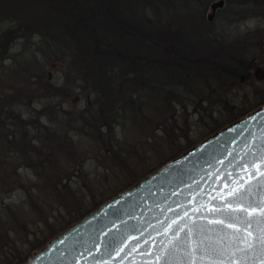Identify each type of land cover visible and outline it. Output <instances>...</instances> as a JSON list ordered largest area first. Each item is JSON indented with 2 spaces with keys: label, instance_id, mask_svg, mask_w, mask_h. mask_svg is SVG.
<instances>
[{
  "label": "rangeland",
  "instance_id": "rangeland-1",
  "mask_svg": "<svg viewBox=\"0 0 264 264\" xmlns=\"http://www.w3.org/2000/svg\"><path fill=\"white\" fill-rule=\"evenodd\" d=\"M60 1L0 0V36L9 28L15 29L14 40L8 44L10 59L0 61V91L3 90L7 96L4 98L0 95V100L6 99L9 102L8 98H13L18 90L24 93L23 98L28 105H51V114L49 117H42L40 123L49 124V129L56 130L60 135L73 134V138L86 140L87 149L83 147V152L78 153L89 160L86 162L85 171L78 172L75 176L76 182L68 187L67 191L63 189L59 197L52 195L51 190L40 193V188L33 186L42 180L35 174L39 170L34 173L24 167L16 168L15 175L17 171L21 173V177L17 178L19 184L11 185L9 188L12 189L0 196V264H13L16 259L28 254V250L33 246L48 241L51 237L47 240L45 238L49 233H54V236L118 191L127 188L206 136L264 103V5H260L264 0H238L241 10L234 14L235 20L230 16L229 20L217 19L214 24L208 26L209 31L205 32L206 40L214 48L212 47L210 53H205V57L210 59L208 63H227L226 72L220 66H217L218 76L208 75L210 69L205 72L203 70V74L202 70L197 71L196 67L185 68L183 71H186V74L183 76L180 72L173 73L174 81L179 83L167 88L168 91L164 94L160 88H155L156 91L152 94L146 89L139 91V84V87L131 85L135 82L130 81L132 78H129L125 85L117 83L116 79L110 102L120 98L121 103L111 106L96 104L90 89L75 88L71 77H63V74H67V71H64L67 69L66 65L61 63L62 61L57 62L60 56L53 55L57 50L49 44L42 32L31 29L33 32L29 33L28 30L27 33V25L32 23L31 19L53 18L57 11L60 16V6H63ZM146 1L147 3L141 0V7L137 12L139 20L151 21L154 26L166 25L169 22V13L155 12L156 3L152 12L153 8L148 2L153 1ZM245 2L250 5L242 6ZM236 15L241 19L240 22L237 21ZM196 29L193 26L190 32L199 31ZM220 44L223 45L221 51ZM200 48L201 44L194 51L200 52ZM146 49L154 51L153 46ZM65 50L71 54L69 47ZM174 50L172 48L169 58L171 57L172 61H182L180 56L173 57ZM215 50L218 54L214 53ZM231 55L241 56L238 57L241 63L236 56L230 59ZM52 59L56 60L55 63L46 65V62ZM186 61L189 60L184 59V62ZM240 64L243 65L240 67V75L234 76V68L238 69L237 65ZM13 65H16L17 69ZM26 69L46 70L42 81L48 79L51 84L61 88L64 92L52 94L62 95L65 99L59 96H54L48 101L43 98L38 100L35 96L32 99L31 96L37 94L36 88L30 92L27 86L23 85L24 81H21L25 79L23 77ZM215 71L216 67H213V73ZM196 75V78L193 77ZM127 85L134 86L132 90L128 88V91H133L136 87L135 96H140V101L144 102V105H141V113L150 114L140 122L134 119L131 111H123V103L127 102L131 95V92L126 91ZM155 105H168L169 109L164 111L163 115L157 116L154 114ZM6 107L0 105L3 115ZM96 109L109 115L104 118L105 121L97 119L100 117L96 114ZM80 110L86 111V116L97 115L96 119L91 118L85 126L80 122L76 124ZM210 111L212 115L209 117L212 118L207 117ZM72 114H76L74 118ZM104 124L107 129H103ZM73 127H79L75 133L72 132ZM217 127L218 129H214ZM128 138L130 139L126 140ZM77 147L76 143L73 150L78 151ZM120 163L122 167L119 166ZM60 199L67 200V204L63 205V202H59ZM45 215H50V218L47 219ZM5 233L9 242H4L2 238ZM7 244L14 248L15 260L8 256Z\"/></svg>",
  "mask_w": 264,
  "mask_h": 264
},
{
  "label": "trees",
  "instance_id": "trees-1",
  "mask_svg": "<svg viewBox=\"0 0 264 264\" xmlns=\"http://www.w3.org/2000/svg\"><path fill=\"white\" fill-rule=\"evenodd\" d=\"M152 1V3L148 2L153 8L152 12H154V3H156L157 9H155V12L169 13V22L166 25L154 26L151 21L141 22L137 13L141 7V0H61L63 6H60L62 11L60 16L57 11L53 18L31 19L32 23L30 22L27 25V33L28 30H30L29 33L33 32L31 29L42 32L49 44L52 47L55 46L57 50L53 54L60 56L57 62L62 61L61 63L64 62L66 65L67 69L64 71H67V74H63V77H71L75 88L90 89V94L94 96V102L102 106L121 103L120 98L110 102L112 100L110 94L116 86H114L116 79L118 80L117 83L125 85L128 83L129 78H132L130 81L135 82L131 85L138 86L139 84V91L146 89L147 92L152 94L160 88L164 94L165 91H168L167 88L179 83L174 81L173 73L180 72L183 76L186 74V71H183L185 68L196 67L198 68L197 71L201 72L202 70L201 73L203 74L205 70L210 69L208 75L218 76L217 66H220L226 72L227 63L217 64L214 61L210 64L208 63L210 59L205 57V53H210L214 48L206 40L207 33L205 32L209 31L208 25L197 27V24L203 21L200 19L202 10L212 0ZM144 2L147 3L146 0ZM193 26L199 31L191 33L190 29ZM14 30L9 28L0 36V61L10 59L11 54L8 50V44L14 40ZM199 44H201L200 52L194 51ZM149 46H153L154 51H148L146 48ZM66 47L70 48L71 54L65 50ZM172 48L175 49V56L173 57L180 56L183 58L182 61H172V58H169V55H172L170 54ZM222 49L223 45L220 44L219 50ZM216 50L214 53L218 54ZM235 56L241 63V59L238 58L241 57L239 55H231L230 59H234ZM184 59L189 61L184 62ZM55 61L53 59L48 60L46 65L55 63ZM13 66L17 69L16 65ZM242 66L240 64L237 65L238 69L234 68V76L240 75V67ZM213 67H216L214 73ZM45 71L44 69L40 71L24 70L25 76L23 78L25 79L21 80L24 81L23 85L27 86L30 92L35 91L34 87L37 90V94L31 96L32 99L34 96L38 100L43 98L46 101L54 96L64 98L62 95L52 94V92L63 91L61 88L51 84L48 79L42 81L44 80ZM236 72L238 74H235ZM193 77L196 78L197 75ZM128 86L126 91L131 92V95L129 100L123 103V111H131L134 119L140 122L150 114L149 112L146 115L141 113V105H144V102L140 101V96H135L137 93L136 87L135 90L128 91V88L132 90L134 87ZM0 95L4 98L7 97L3 90L0 91ZM23 95L24 93L17 90L13 98H8L9 102L6 99L0 100V105L7 106L4 115L0 108V196L7 190L12 189L9 188L11 185L19 184L17 178L21 177V173L17 171V175H15L16 168L24 167L34 173L40 171L35 174L37 178L42 180L39 179L38 185L35 183L33 185L40 188V193L51 190L52 195L59 197L63 189L67 191V188L76 182L75 176H77V173L85 171L87 167L88 157L83 158L78 153L83 152V147L87 149L86 140L73 138V134L60 135L56 130L49 129V124H41L40 119L44 116L49 117L51 114V105L46 103H43V105H28ZM120 96H122L121 93ZM168 109V105H155L154 114L161 116ZM78 114L76 124L80 122L83 126L91 118L96 119L97 115L100 117L97 118L99 121H105L109 116L98 109H96V116H86L84 110H80ZM228 114L231 115L230 112ZM74 115L76 114H72L73 118ZM210 115H212L211 111L207 114V117ZM106 125L108 124L106 123ZM106 125H103V129H107ZM78 128L73 127L72 132L75 133ZM214 129H218V127ZM115 140L119 141V139ZM76 143L78 151L73 150ZM110 150L113 151V149ZM64 154L66 156H63ZM62 157H65V159ZM119 166L122 167V163ZM59 202H63V205L67 204V200L60 199ZM45 217L49 219L50 215H45ZM53 234L49 233L45 239L52 237ZM2 238L4 242H9L7 233L3 234ZM43 244L44 241L33 246L28 250L30 251L28 254L18 259H16L14 248L7 244L9 245L8 256L10 255L12 260L16 259L13 264H22L31 252L37 250Z\"/></svg>",
  "mask_w": 264,
  "mask_h": 264
},
{
  "label": "water",
  "instance_id": "water-1",
  "mask_svg": "<svg viewBox=\"0 0 264 264\" xmlns=\"http://www.w3.org/2000/svg\"><path fill=\"white\" fill-rule=\"evenodd\" d=\"M222 4L223 0L212 3L211 10ZM261 158L264 104L104 201L50 238L24 264H190L193 258L196 264H229L234 252L237 258L244 253L236 252L242 246L238 241L224 237L231 229L208 223L222 218L221 213L191 209L207 203L208 193L216 194L213 189L226 193L225 182L231 184L241 175L247 179L243 169L252 171ZM220 176L224 179L218 180ZM258 184L264 186V176L251 181L254 193ZM258 227L253 230L258 232ZM260 259L264 257L253 255L249 264H259Z\"/></svg>",
  "mask_w": 264,
  "mask_h": 264
},
{
  "label": "snow or ice",
  "instance_id": "snow-or-ice-1",
  "mask_svg": "<svg viewBox=\"0 0 264 264\" xmlns=\"http://www.w3.org/2000/svg\"><path fill=\"white\" fill-rule=\"evenodd\" d=\"M262 164H264V158L260 159V163L253 165L252 171L247 168L243 169L247 174V179L241 175L237 179H232L231 184L225 182L223 187L228 189L226 193L222 189H213L216 194L208 193L207 203H202L199 207L191 209L195 213L204 211H208L213 215L221 213L222 218L209 219L208 223L231 229V233H225L224 237H230L233 241H238L242 246L236 248V252L244 253L243 256L237 258L234 252L229 264H249L253 255H257V258L264 257V226H262L264 225V193L261 192L264 186L258 184L257 192L254 193L251 185L252 180L259 181V177L264 176ZM232 175V173H228L229 178ZM217 179H224V177L220 176ZM240 181H244V183ZM214 200L217 201L216 204L211 203ZM208 205H211V207ZM238 213H245V215L240 216ZM188 215V211H185L184 216ZM172 223L175 224L177 221L173 220ZM193 223L195 224V221ZM254 225L259 226L258 232L253 230ZM180 231H184V229L182 228ZM189 232L191 234L192 230L190 229ZM242 232L247 235V240L240 235ZM200 259H203V257H200ZM190 264H196V259L193 258ZM211 264H216V262L212 261ZM220 264H224V262L221 261ZM259 264H264V259H260Z\"/></svg>",
  "mask_w": 264,
  "mask_h": 264
},
{
  "label": "flooded vegetation",
  "instance_id": "flooded-vegetation-1",
  "mask_svg": "<svg viewBox=\"0 0 264 264\" xmlns=\"http://www.w3.org/2000/svg\"><path fill=\"white\" fill-rule=\"evenodd\" d=\"M214 1H216V0L210 1V3H208L204 7V9L202 10V12L200 14V19H202L203 21L202 22H199L197 24V27L198 28H200L202 25H204V26L205 25L211 26L212 24H214V22H216L215 20H217V19H220V20H222V19L229 20V17L230 16H232V19L235 20L234 14L239 13V11L241 10L240 9V6L238 7V4H239L238 3V0H223L222 6L217 7L214 11H212L211 10V4ZM261 4L264 5V2L262 1V3H260V5ZM246 5H250V3L249 4H246V2H245L244 5H242V6H246ZM224 10H226V12H223ZM207 11H209V12L207 13ZM223 14L225 16H223ZM263 17H264V15H263ZM236 19H237L238 22H240V20H241V19L238 18V15H236Z\"/></svg>",
  "mask_w": 264,
  "mask_h": 264
}]
</instances>
